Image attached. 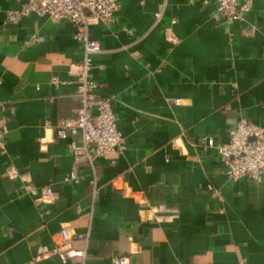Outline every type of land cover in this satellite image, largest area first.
<instances>
[{"label":"crops","instance_id":"0c3cea01","mask_svg":"<svg viewBox=\"0 0 264 264\" xmlns=\"http://www.w3.org/2000/svg\"><path fill=\"white\" fill-rule=\"evenodd\" d=\"M24 1L0 0V264H114L116 255L127 264H264V174L230 181L203 145L206 136L226 142L239 116L264 124V0L230 23L212 1L119 0L113 23L90 26L100 43L92 73L124 138L114 162L92 163L69 150L70 139L82 144L79 131L56 134L80 106L69 73L82 58L75 27L38 15L6 23ZM172 18L175 45L163 29ZM33 36L42 40L25 43ZM70 171L78 181L64 180ZM26 182L53 198L36 201ZM61 228L86 249L83 260L51 252Z\"/></svg>","mask_w":264,"mask_h":264},{"label":"built area","instance_id":"2783aa9c","mask_svg":"<svg viewBox=\"0 0 264 264\" xmlns=\"http://www.w3.org/2000/svg\"><path fill=\"white\" fill-rule=\"evenodd\" d=\"M192 2L195 0H191ZM203 4L212 1L215 4L216 14L226 23H230L241 17L252 6V0H201ZM120 7L119 0H25L19 7L9 9L5 14V22L17 24L28 15L47 16L53 20L67 19L75 27L74 39L80 44L82 58L70 65L69 73L73 77L75 93L80 98V106L70 118L62 119L56 125L57 137L66 138L69 133L80 132L82 144L70 139L69 150L77 162L80 155L87 156L92 163L96 157H110L111 162L124 149V138L117 126L116 115L112 109L110 97L99 94V85L95 80L92 68L95 54L100 51V43L92 37L90 26L102 22L111 24L115 20ZM162 18V10L154 14L155 22ZM175 19H170L164 25L165 39L175 45L177 39L172 27ZM42 37L33 36L29 41H40ZM97 68H101L98 65ZM53 84L60 81L56 77L51 79ZM177 101V100H175ZM7 128L0 116V152H6ZM205 148L216 150L221 172L230 181H238L243 178L260 180L264 174V124L252 123L247 117L239 116L236 123L229 129V139L226 142H216L213 136L203 138ZM89 146L92 149L89 150ZM10 168V175L16 177L17 171ZM99 174L93 170L90 185L93 192ZM65 181H78L75 171H70L64 177ZM24 191L32 195L36 201L52 199L54 194L49 186L36 187L29 182L24 185ZM61 241L57 243L52 253H57L62 261L77 258L83 260L86 257V249L75 248L69 244L70 234L66 228L59 232ZM114 264H127L128 256H113Z\"/></svg>","mask_w":264,"mask_h":264}]
</instances>
